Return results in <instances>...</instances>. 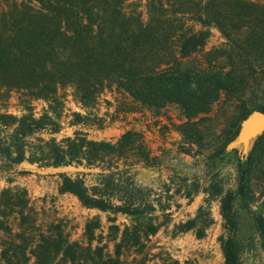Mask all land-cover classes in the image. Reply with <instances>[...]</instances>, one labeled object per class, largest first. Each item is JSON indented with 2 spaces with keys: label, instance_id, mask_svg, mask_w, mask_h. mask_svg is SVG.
Wrapping results in <instances>:
<instances>
[{
  "label": "trees",
  "instance_id": "trees-1",
  "mask_svg": "<svg viewBox=\"0 0 264 264\" xmlns=\"http://www.w3.org/2000/svg\"><path fill=\"white\" fill-rule=\"evenodd\" d=\"M255 1L0 0V104L17 92L26 106L21 116L0 112V176L9 184L0 195V264H130L131 251L144 255L140 264H146L148 244L163 226L153 214L158 209L167 214L168 207L150 200L152 190L137 184L132 169L136 164L156 166L158 157L133 130L115 142L90 139L83 131L58 140L61 125L53 117V103L62 89L72 87L74 99L89 108L104 91L115 89L142 108L180 106L189 119L182 132L198 135L192 119L241 86L230 77L233 70L195 66L190 59L205 46L214 22L221 28L223 18L258 6ZM260 9L264 12V7L254 10ZM28 98L45 101L49 110L36 117ZM258 110L264 112V106ZM78 116V124H96ZM233 141L230 136L227 145ZM23 163L99 169L91 186L82 173L60 174L59 192L75 196L86 209L130 220L123 230L110 227L114 249L96 234L102 227L98 217L85 226L87 242L71 241L57 211L36 208L28 190L11 177ZM237 172L229 189L205 191L220 201L224 223L218 242L224 264H245L252 252L264 261L262 155L250 151ZM186 198L191 201L193 194ZM243 212L251 215L247 229L240 225ZM203 214L202 206L196 218L176 230L195 229ZM141 220L148 221L142 225ZM134 260L132 264L139 263Z\"/></svg>",
  "mask_w": 264,
  "mask_h": 264
},
{
  "label": "rangeland",
  "instance_id": "rangeland-1",
  "mask_svg": "<svg viewBox=\"0 0 264 264\" xmlns=\"http://www.w3.org/2000/svg\"><path fill=\"white\" fill-rule=\"evenodd\" d=\"M254 3L264 7V0ZM258 6L227 15L221 20V28L214 22L205 46L190 59L195 66L203 63L204 67H225V72L233 70L235 73L230 77L241 86L236 92L223 93L207 111L192 119L193 130L198 132L196 136L182 132L189 119L180 106L169 105L162 111L142 108L115 89L104 91L89 108L74 99L72 87L62 89L60 98L53 103L56 111L53 117L61 125L60 133L55 135L58 140L83 131L90 139L115 142L123 133L133 130L142 134L152 155L158 157L156 166L136 164L132 169L137 184L152 190L150 200L168 207L167 214L159 209L153 214L155 222L163 226L148 244L151 252L147 250L150 255L146 264L171 261L178 264H224L218 242L224 223L220 201L205 191L209 189L212 193L217 188L232 187L243 156L247 157L250 151H258L264 159V131L252 135L246 147L240 142L244 121L264 106V12L254 10L259 9ZM201 27L199 24L198 29ZM19 97L17 92H12L1 102L0 112L23 115L26 106ZM26 101L36 117L49 110L43 100L28 98ZM78 115L91 117L96 124L88 121L78 124L77 121L82 119ZM230 136L234 141L227 145ZM20 171L30 173L21 175ZM99 171L75 166L39 168L23 163L11 177L16 180L15 185L28 190L36 208L51 207L64 218L71 241L87 242L85 226L90 219L98 217L102 227L96 234L102 237L103 243H108L113 232L110 227L116 224L123 230L130 220L122 215L86 209L75 196L59 192L60 174L76 177L82 173L87 185L91 186L97 182ZM210 184L215 188L210 189ZM8 186L6 179L0 176V195ZM189 193L193 194L191 201L186 198ZM202 206L206 214L199 217L195 229L185 233L176 230V225L196 218ZM110 217L116 221L110 222ZM147 221L139 223L145 225ZM240 222L241 227L247 229L251 215L241 213ZM114 245L113 241L110 242L111 249ZM128 255L130 264L135 263L134 259L140 264L145 257L136 255L135 251ZM151 255L157 258L152 259ZM244 260L245 264H264L254 252Z\"/></svg>",
  "mask_w": 264,
  "mask_h": 264
},
{
  "label": "water",
  "instance_id": "water-1",
  "mask_svg": "<svg viewBox=\"0 0 264 264\" xmlns=\"http://www.w3.org/2000/svg\"><path fill=\"white\" fill-rule=\"evenodd\" d=\"M264 131V112L255 111L249 118H247L242 126L240 133V142L247 146L252 135H256Z\"/></svg>",
  "mask_w": 264,
  "mask_h": 264
}]
</instances>
